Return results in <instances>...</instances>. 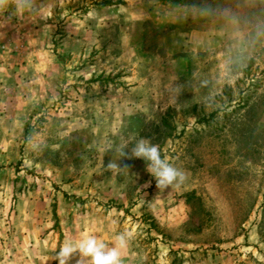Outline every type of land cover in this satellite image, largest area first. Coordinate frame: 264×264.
I'll list each match as a JSON object with an SVG mask.
<instances>
[{
	"label": "rangeland",
	"instance_id": "1",
	"mask_svg": "<svg viewBox=\"0 0 264 264\" xmlns=\"http://www.w3.org/2000/svg\"><path fill=\"white\" fill-rule=\"evenodd\" d=\"M37 3L0 11L30 106L0 134V264H58L67 238L125 229L124 264H264V0ZM140 138L182 184L117 155Z\"/></svg>",
	"mask_w": 264,
	"mask_h": 264
},
{
	"label": "clouds",
	"instance_id": "2",
	"mask_svg": "<svg viewBox=\"0 0 264 264\" xmlns=\"http://www.w3.org/2000/svg\"><path fill=\"white\" fill-rule=\"evenodd\" d=\"M41 7L37 0H0V11L15 8L22 14H30L34 9L39 11ZM126 147L127 145L118 147L117 155L145 161L146 171L155 179L157 188L163 189L185 181L184 172L173 166L166 157H162L158 145L140 138L135 141L130 152L125 151ZM128 168L127 164L121 166L115 161H110L106 166L111 171ZM134 236L131 229H125L117 232L110 242L94 233H86L77 238L69 237L59 247L54 259L58 260V264H71L74 257H78L76 264H124L122 253L130 246Z\"/></svg>",
	"mask_w": 264,
	"mask_h": 264
},
{
	"label": "crops",
	"instance_id": "3",
	"mask_svg": "<svg viewBox=\"0 0 264 264\" xmlns=\"http://www.w3.org/2000/svg\"><path fill=\"white\" fill-rule=\"evenodd\" d=\"M208 27H199L188 33L187 44L191 50H199L205 47L208 38ZM3 59V60H2ZM18 74L13 73L12 63L6 56H0V134L8 132L10 126H16L15 131L23 129L24 117L29 113V95L24 96L21 89L25 86L29 91L28 82L23 81L20 87ZM27 84V85H25ZM12 243V241H11ZM10 243V244H11ZM8 264H14L7 262Z\"/></svg>",
	"mask_w": 264,
	"mask_h": 264
}]
</instances>
